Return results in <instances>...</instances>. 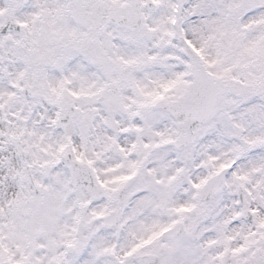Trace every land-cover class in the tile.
<instances>
[{
    "label": "snow or ice",
    "instance_id": "6c2138e0",
    "mask_svg": "<svg viewBox=\"0 0 264 264\" xmlns=\"http://www.w3.org/2000/svg\"><path fill=\"white\" fill-rule=\"evenodd\" d=\"M0 264H264V0H0Z\"/></svg>",
    "mask_w": 264,
    "mask_h": 264
}]
</instances>
